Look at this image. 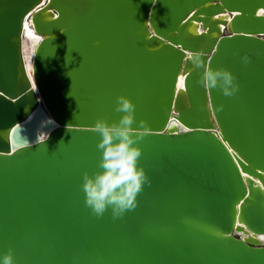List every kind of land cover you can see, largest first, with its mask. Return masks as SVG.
Listing matches in <instances>:
<instances>
[{
	"label": "water",
	"instance_id": "1",
	"mask_svg": "<svg viewBox=\"0 0 264 264\" xmlns=\"http://www.w3.org/2000/svg\"><path fill=\"white\" fill-rule=\"evenodd\" d=\"M207 67L230 69L239 92L205 87ZM121 95L150 183L135 209L97 217L83 174L98 169L95 123L120 119ZM261 185L264 0H0V256L264 264Z\"/></svg>",
	"mask_w": 264,
	"mask_h": 264
},
{
	"label": "clouds",
	"instance_id": "2",
	"mask_svg": "<svg viewBox=\"0 0 264 264\" xmlns=\"http://www.w3.org/2000/svg\"><path fill=\"white\" fill-rule=\"evenodd\" d=\"M147 23L150 25V20ZM192 59L197 66L201 64L200 54H195ZM243 62L248 64L251 58L245 56ZM202 82L207 88L219 87L229 97L240 90L238 78L227 68L207 67ZM135 109L131 98L118 96L116 111L123 113L120 119L109 122L105 118H98L95 123V130L101 135L98 143L101 157L95 172H84L82 189L86 206L97 217L103 216L109 208L114 219L135 209L139 204V194L146 183H150L146 170L139 162L142 155L139 141L142 137L133 126L136 123ZM46 139L41 138V142ZM0 264H16L13 249L0 256Z\"/></svg>",
	"mask_w": 264,
	"mask_h": 264
},
{
	"label": "bare ground",
	"instance_id": "3",
	"mask_svg": "<svg viewBox=\"0 0 264 264\" xmlns=\"http://www.w3.org/2000/svg\"><path fill=\"white\" fill-rule=\"evenodd\" d=\"M219 18L220 19H227L228 18V14H225V13H222L220 16H219ZM24 24H27L28 25V23H27V21H25L24 22ZM198 26H199V24L198 23H195V22H192L191 23V27H190V30H193V31H197V29H198ZM223 28V27H222ZM28 31H33V29H31V28H29V25H28V30H27V33H28ZM36 41V40H35ZM35 41H34V39H32V41H31V44L33 45L34 43H35ZM24 55H25V58H26V62H27V64L30 62V56L32 55V54H30V53H32V52H30V50H29V44H28V41H25L24 40ZM178 85L180 86V78H179V80H178ZM41 122H43V120H41ZM171 124H169V125H171V126H173L174 127V129H178L179 127H181L180 126V124L178 123V124H174V121H172V122H170Z\"/></svg>",
	"mask_w": 264,
	"mask_h": 264
},
{
	"label": "snow or ice",
	"instance_id": "4",
	"mask_svg": "<svg viewBox=\"0 0 264 264\" xmlns=\"http://www.w3.org/2000/svg\"><path fill=\"white\" fill-rule=\"evenodd\" d=\"M24 27H25L26 30H28V25L27 24H25ZM221 27H223V25H221ZM28 35L29 36H33V33L31 31H28ZM34 38L35 39H39L38 36L34 37ZM180 86H181V88L184 87V78L183 77H180ZM178 123H179L178 121H174V124H178ZM261 186L264 187V185H261ZM241 203H242V201H241ZM237 206H239V205H237ZM261 239H264V236H262Z\"/></svg>",
	"mask_w": 264,
	"mask_h": 264
}]
</instances>
